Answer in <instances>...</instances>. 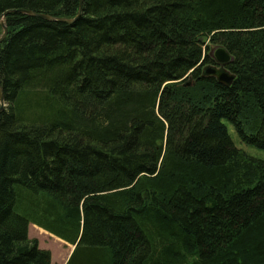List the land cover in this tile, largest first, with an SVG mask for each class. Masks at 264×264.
Listing matches in <instances>:
<instances>
[{
    "label": "trees",
    "instance_id": "1",
    "mask_svg": "<svg viewBox=\"0 0 264 264\" xmlns=\"http://www.w3.org/2000/svg\"><path fill=\"white\" fill-rule=\"evenodd\" d=\"M5 23L0 264H52L30 224L75 245L66 264H264V160L224 122L264 149V0H84L73 23ZM220 47L231 86L201 76Z\"/></svg>",
    "mask_w": 264,
    "mask_h": 264
},
{
    "label": "water",
    "instance_id": "2",
    "mask_svg": "<svg viewBox=\"0 0 264 264\" xmlns=\"http://www.w3.org/2000/svg\"><path fill=\"white\" fill-rule=\"evenodd\" d=\"M83 5H84V0H80L79 12L76 18L74 19L59 18V17L52 16L49 14L37 13L31 10H14V9L8 10L0 16V24L4 30L2 35L0 36V44L4 41V39L6 38L8 34V27L5 23V18L7 17L8 14L16 13V12L25 13V14H29L34 17H41V18H44L50 21H63V22L73 23L77 18H79L82 15ZM214 56L216 58L217 64L205 66L202 69L201 76L202 77H213L217 79L219 83L226 85V86H231L235 79V74L232 73L226 67L227 64L232 60L231 54L225 48L220 47L216 49ZM190 83H191V80L187 84H190ZM4 107H5V99L3 95V89L0 84V111L3 110Z\"/></svg>",
    "mask_w": 264,
    "mask_h": 264
},
{
    "label": "rangeland",
    "instance_id": "3",
    "mask_svg": "<svg viewBox=\"0 0 264 264\" xmlns=\"http://www.w3.org/2000/svg\"><path fill=\"white\" fill-rule=\"evenodd\" d=\"M224 122L228 125L232 139L238 148L242 149L252 157L264 160L263 148L243 142L235 130L234 125L226 119ZM44 231V229L34 224H30L29 237L32 239H37L40 248L50 251L52 256V264H66L75 250V245L60 240L58 237H55L50 233H46L47 231Z\"/></svg>",
    "mask_w": 264,
    "mask_h": 264
},
{
    "label": "bare ground",
    "instance_id": "4",
    "mask_svg": "<svg viewBox=\"0 0 264 264\" xmlns=\"http://www.w3.org/2000/svg\"><path fill=\"white\" fill-rule=\"evenodd\" d=\"M76 18V17H75ZM66 19V18H65ZM217 48H213L212 53L214 54Z\"/></svg>",
    "mask_w": 264,
    "mask_h": 264
}]
</instances>
